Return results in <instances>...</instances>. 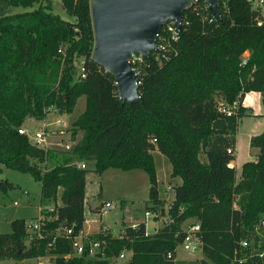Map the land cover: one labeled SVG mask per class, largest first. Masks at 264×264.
<instances>
[{
  "label": "trees",
  "instance_id": "trees-1",
  "mask_svg": "<svg viewBox=\"0 0 264 264\" xmlns=\"http://www.w3.org/2000/svg\"><path fill=\"white\" fill-rule=\"evenodd\" d=\"M59 1L70 20L51 12L48 0H0V164L39 181V202L52 203L42 211L41 237L29 238L23 218L10 221V231L0 233V264L45 255L53 264H110L120 251L128 254L122 264H174L187 218L199 225V264H238L233 261L238 242L247 239L256 246L250 235L254 223L264 219V131L249 137L256 160L242 163L236 179L229 162L243 108L238 104L229 115L219 108L247 92H264V6L219 0L220 20L208 22L201 17H209L205 2H194L183 12L187 25L173 44L175 54L160 62L153 52L144 56L139 99L126 103L119 100L112 75L90 58L89 0ZM33 3L37 6L21 12L6 10ZM79 95L85 96V107L71 133L79 129L82 136L68 153L58 156L17 132L26 116L42 119L48 107L70 112ZM153 150L168 159L169 176L180 178L166 210L158 196ZM49 157L54 164L45 169ZM74 158L92 162L96 173L143 169L149 182L143 208L166 216L161 227L145 234L138 222L120 236L101 228V252L89 257L85 244L80 255L72 254L69 237L55 231L70 227L76 235L82 226L84 176L90 169L77 167ZM10 187L0 180V190ZM239 264H264V251L262 258Z\"/></svg>",
  "mask_w": 264,
  "mask_h": 264
},
{
  "label": "rangeland",
  "instance_id": "rangeland-1",
  "mask_svg": "<svg viewBox=\"0 0 264 264\" xmlns=\"http://www.w3.org/2000/svg\"><path fill=\"white\" fill-rule=\"evenodd\" d=\"M48 1L51 12L59 15L63 19H71L70 15L62 9L59 0ZM36 6L37 3H33L31 7H22L20 5L8 6L6 10L7 13H16ZM73 63L77 68L81 63V59L76 58L73 60ZM243 105L244 112L251 115L242 116L237 123L235 129L236 158L242 156L250 147L247 141V135L251 131L257 130L262 125L258 123L256 119L264 118V92L246 93ZM84 107L85 97L84 95H79L70 113L62 116L64 124L69 125L71 118L80 114L84 110ZM50 112L52 113L53 110ZM58 117L59 116L56 114H48L43 120L33 117L26 118L21 124V127L25 132L27 140L32 143L33 134L42 131L44 143H51V145H47V147H56L54 144L56 142L60 143V140H58L57 136L53 135L50 130L55 128L56 124L54 121ZM156 154L157 153L153 154V166L155 175L157 171L156 178L158 179V187L160 188L159 193L162 195L163 189L166 188L167 185L169 161L163 154L159 153L157 156ZM83 162L85 166L90 169L86 174L94 179L93 182H87L86 191L91 186L95 185V183H99L102 189L99 201H103L102 204L107 202L110 205L109 207L103 206L96 212L100 216V221L112 229L113 232H110L111 235H121V232L116 231V229L119 225L121 215L124 214V202H126L127 215H132V218H144L142 202L147 197L149 182L148 176L143 169L132 168L121 170L118 168H106L96 173L92 170L93 165L91 162ZM0 169V173L4 174L5 179L11 183V187L7 188L6 191L0 190V232H8L10 230V219L18 217L28 221L30 218L37 216L39 184L38 181L34 180L28 173L6 168L1 164ZM13 201L18 202V204L14 205ZM156 218L157 219H152L150 215H145L146 229L148 232H152L154 226L160 225V220L163 219V216L157 215ZM188 223L189 222H187V224ZM182 228L186 229L188 225L185 224V227L183 226ZM127 255L128 254L125 253L123 258H110V263L122 264L127 258ZM199 255L200 250L198 248L185 250L182 246L177 245L176 261L174 264H199ZM47 256L48 255L44 256V264H51L52 258H48ZM5 262L10 263L11 260H6ZM22 264H33V259H26Z\"/></svg>",
  "mask_w": 264,
  "mask_h": 264
},
{
  "label": "water",
  "instance_id": "water-1",
  "mask_svg": "<svg viewBox=\"0 0 264 264\" xmlns=\"http://www.w3.org/2000/svg\"><path fill=\"white\" fill-rule=\"evenodd\" d=\"M198 0H89L93 31L90 58L112 75L121 102L139 99L132 55L147 56L156 49L155 34L168 20L179 22L183 12ZM208 13L220 20L219 0H203ZM0 173V180L4 179Z\"/></svg>",
  "mask_w": 264,
  "mask_h": 264
},
{
  "label": "built area",
  "instance_id": "built-area-1",
  "mask_svg": "<svg viewBox=\"0 0 264 264\" xmlns=\"http://www.w3.org/2000/svg\"><path fill=\"white\" fill-rule=\"evenodd\" d=\"M255 6L262 7L264 6V0H251ZM207 9V8H206ZM209 14V13H208ZM201 17L203 19H206L208 22L212 21L214 18L209 14V17L206 14H201ZM215 20V19H214ZM259 24V22H258ZM187 25V21L181 18L179 22V27L175 25V20H168L164 25H162L159 29V31L155 34V43H156V49L154 51H151L149 53H154V59L158 62L162 60L168 59V57L171 54H175L176 49L173 45L178 37H179V31L182 27H185ZM247 56V51L243 52L242 54V60L241 63H244V58ZM144 55L136 54L132 55L129 59L130 67L133 73L136 76V84L140 82V75L141 71L144 65L143 61ZM78 69V75L79 77H84V70L81 65V63L77 67ZM238 106V101L233 100L230 105L220 106V110L225 112L227 115L231 113L233 109H236ZM49 107L47 108L48 111ZM17 132L20 134L25 135L24 130L22 127L17 128ZM26 136V135H25ZM33 142L32 144L35 146L44 144L43 139V132L38 131L33 134ZM65 149L71 151V147L69 148L67 145L64 146ZM76 166L79 168H84L85 164L83 162H76ZM13 204H16L14 201ZM103 206H110L109 203L105 202L100 207ZM147 213V212H146ZM152 217H157L156 213H149ZM44 225V220L41 216L30 219L26 221V231L29 235V238L34 235L36 237H41V227ZM131 227H134L132 225ZM199 229L198 223H191L188 225V228L185 229V235L182 238L181 242L178 244L182 246L185 250H192L200 247V241L198 239V236L196 235V232ZM56 235H62L67 236L70 239V244L72 248V254L74 255H80L83 251V248L86 244L87 247V255L94 257L98 252H101L102 250V241H100L97 238L89 239V238H83L79 236V231L76 235H71V228L69 227H63L60 229H56L55 231ZM251 240H254L256 237V246L250 245L247 239H242L238 242L239 247L237 248V251L235 253V256L233 257V261L236 263H242L246 259H250L252 256H257L258 258L263 257V251H264V219H259L256 221L253 225V230ZM249 246L248 250L249 252L243 251ZM240 250L241 254L237 256V252ZM247 250V251H248ZM125 252L120 251L118 254V258H123ZM39 257V256H38ZM35 264H44V261L41 259L36 260Z\"/></svg>",
  "mask_w": 264,
  "mask_h": 264
},
{
  "label": "crops",
  "instance_id": "crops-1",
  "mask_svg": "<svg viewBox=\"0 0 264 264\" xmlns=\"http://www.w3.org/2000/svg\"><path fill=\"white\" fill-rule=\"evenodd\" d=\"M250 92H257V91H250ZM249 93V92H247ZM259 93V92H258ZM246 96V93L243 95L242 99L241 100H238V104L243 108V115L242 116H250L251 114L249 113H245L244 112V105H243V100H244V97ZM85 97V96H84ZM77 99V98H76ZM76 102V101H75ZM53 112L51 113L50 111ZM70 113V112H68ZM68 113H65V112H58L54 109V107H49L47 113H45V116L48 115V114H56L58 115L59 117L54 121V123L56 124L55 125V128L54 129H51L50 132L57 136L58 140H60V143L56 142L54 145L56 147H47V145H51V143H48V142H45L43 145H38L37 147H40L42 149H47L49 151H55L56 153H58V156L59 154L61 153H68L70 150H67L65 149V145H67L69 148L71 147V149L73 148V146L76 144V142L81 138L82 136V131L79 130V129H76L74 133H71V129L72 128V125L71 123L75 120V118L77 116H75L74 118H71L70 122H69V125H65L64 122L62 121V116L68 114ZM44 116V117H45ZM241 116V117H242ZM29 116H26L23 121L28 118ZM44 117L42 119H39V120H43ZM239 117L238 120H237V123L239 121V119L241 118ZM258 123H261L262 125L260 126V128H258L257 130H253L251 131L248 135H247V141L249 142V137L252 136V135H255V134H258L262 131H264V118H259V119H256ZM23 123V122H22ZM21 123V124H22ZM237 126V124H236ZM23 129V128H22ZM236 129V128H235ZM55 133V134H54ZM234 140H235V143H234V153H233V159L229 162V165L232 166L234 168V171H235V178L238 179L239 178V175H240V168H241V165L242 163H244L245 161H255L256 160V155H257V149L254 148V147H249L247 149V151L242 155L240 156L239 158H236L235 157V152H236V137H235V132H234ZM154 153H157L159 154L160 152H158L157 150H153L151 152L152 154V159L154 158L153 157V154ZM156 154V156H157ZM74 161L75 162H83L82 160H79V159H75L74 158ZM84 163V162H83ZM90 163V161H89ZM92 163V162H91ZM49 164V165H48ZM54 164L53 162V158L49 157L47 158V160L45 162H43V167L46 169V168H50L52 167ZM2 165V164H1ZM1 170V169H0ZM170 170H171V166H170V163H169V167H168V178H167V185H166V188L163 189V192H162V195H160L159 193V187H158V179H157V187H158V196L160 199L163 200V208H165V210L167 209L168 205L170 204L171 200L173 199V190H172V187L173 185H176L180 182V178L178 176H175V177H170L169 174H170ZM4 175V174H3ZM156 175H157V171H156ZM5 177V176H4ZM93 177H89V175L85 174L84 176V192H83V222H82V226H81V229L79 230V236L80 237H83V238H89V239H94V238H97L98 235H99V231L101 228L103 229H108L110 232H113L112 229L107 226V225H104L101 221H100V216L99 214L96 212L98 211L99 208H101L100 206L102 205L103 201H99L100 200V197H101V186L99 185V183H95V185L91 186L89 189H87L86 191V185H87V182H93ZM38 184H39V187H38V205H37V216L35 217H32L30 219H33V218H36V217H43L42 215V211L43 209L45 210H50L52 208V203H47V204H41L39 202V189H40V183L38 181ZM149 186V185H148ZM148 191V189H147ZM25 193V192H24ZM147 199V197L143 200L142 202V210H143V215H144V218H132L133 216L132 215H127V211H126V202L123 203V212L124 214L121 215V218H120V222H119V225L116 229V231H120L122 232V229L125 227V226H132L138 222H143L144 224V232L145 234H152L154 233L159 227H161L162 225V221L163 219H166V216H163V219L160 220V225H157V226H154L153 228V231L152 232H148L147 229H146V221H145V215H150L149 212H145L144 211V208H143V205H144V201ZM99 202H98V201ZM165 200V201H164ZM14 202V201H13ZM16 202V201H15ZM122 202V201H121ZM59 202L57 201V204ZM18 202H16V204L14 205H17ZM151 216V215H150ZM165 217V218H164ZM15 218H18V217H14L12 219L9 220V227H10V221L15 219ZM152 219H157L156 217H152ZM29 219V220H30ZM187 222H189L187 224ZM191 222H194L192 218H187L185 219L182 223H181V227H185V224L186 225H189ZM120 229V230H119ZM10 231V230H9ZM8 231V232H9ZM0 233H3V232H0ZM116 236H120V235H116ZM200 250V247L198 248ZM48 258H50L49 256H47ZM46 257V258H47ZM201 258V254L199 255V259ZM28 259H33V264L36 263V260L38 259H42L44 261V256H39V257H35V258H28ZM26 259H23L21 261H18L17 264H22ZM176 261V249H175V257H174V262ZM51 264H53V260H51ZM111 264V263H110Z\"/></svg>",
  "mask_w": 264,
  "mask_h": 264
}]
</instances>
